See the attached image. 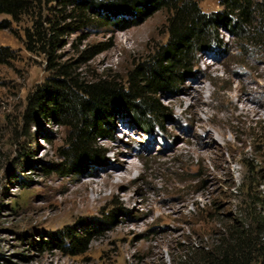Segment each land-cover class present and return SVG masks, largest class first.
Listing matches in <instances>:
<instances>
[{"label":"rangeland","instance_id":"1","mask_svg":"<svg viewBox=\"0 0 264 264\" xmlns=\"http://www.w3.org/2000/svg\"><path fill=\"white\" fill-rule=\"evenodd\" d=\"M196 2L206 14L225 10ZM252 2L253 24L218 27L223 43L160 94L168 119L139 130L116 114L115 139L97 144L104 156L74 173L58 169L68 128L27 116L28 95L56 69L38 43L27 47L30 17L0 14V264H173L264 241V0ZM55 5L46 0L42 16ZM168 14L62 33L53 61L123 86L165 42Z\"/></svg>","mask_w":264,"mask_h":264},{"label":"trees","instance_id":"2","mask_svg":"<svg viewBox=\"0 0 264 264\" xmlns=\"http://www.w3.org/2000/svg\"><path fill=\"white\" fill-rule=\"evenodd\" d=\"M45 1L0 0V14L17 21L30 17L24 33L27 47L38 43L56 69L28 95L27 116L68 128L66 144L59 149L64 161L58 169L71 173L104 156L105 150L97 144L115 139L116 114H126L139 130H150L168 119L170 113L160 102V94L177 91L196 55L212 41L223 43L217 38L218 27L239 33L253 24L252 0H219L225 10L207 14L196 0H54L51 16H42ZM163 8L169 12L165 42L128 71L123 86L114 76L84 79L69 64L53 61L62 33L109 24L126 28ZM73 238L74 248L83 246L80 238ZM173 264H264V241L254 243L245 237L218 254L200 252Z\"/></svg>","mask_w":264,"mask_h":264},{"label":"bare ground","instance_id":"3","mask_svg":"<svg viewBox=\"0 0 264 264\" xmlns=\"http://www.w3.org/2000/svg\"><path fill=\"white\" fill-rule=\"evenodd\" d=\"M244 103H245V102H244ZM216 134H217L219 137H221V136H222L220 132H216ZM209 135H210V133H209ZM220 139H221V138H220ZM114 175H115V174H113V173H110V174H109V176H108V178H107V180L109 181V178H113V177H114Z\"/></svg>","mask_w":264,"mask_h":264}]
</instances>
